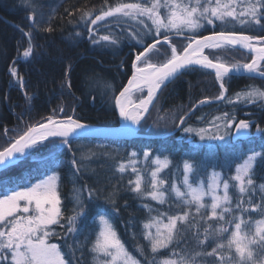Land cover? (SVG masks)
<instances>
[{"label":"snow or ice","instance_id":"obj_1","mask_svg":"<svg viewBox=\"0 0 264 264\" xmlns=\"http://www.w3.org/2000/svg\"><path fill=\"white\" fill-rule=\"evenodd\" d=\"M25 6L32 10L33 15L29 17L33 19L31 29L51 32V27H43L44 21L42 17L36 16V8L32 0H25ZM167 9V13L162 14L160 9ZM85 16L90 18L89 13ZM107 17H124L137 21L138 24H144L147 32L144 36L150 35L154 28L155 35L159 36L163 30L165 33L175 31L182 33L188 31L195 32L204 27L205 23L214 25L215 21L221 23L238 22L240 25H258L261 31H264V0H188L187 3H179L177 0H138V2L120 3L107 10H101L95 19H90L91 24L95 25L98 21H104ZM145 17L151 21V26L145 21L140 20ZM230 18V20H228ZM21 31H24L21 29ZM89 39L94 45L112 46L119 43V37L112 35H101L95 38V31L89 29ZM29 40L28 47L23 51V58L28 59L33 56L34 46L31 43L32 30L24 33ZM79 36V33H76ZM144 36L133 35L132 38L136 42L142 43ZM256 41V44H253ZM164 42L169 43V37L164 35ZM156 40L153 43L144 45L143 51L138 52L133 61V75L128 80V84L116 96L115 105L119 110V117L125 123L121 125V129L125 132H132L130 125H141L149 113L150 107L154 106L156 94L166 86V82H171L181 74V69H185L190 65H199L204 69H211L215 72L216 79L220 82L221 94L217 99L223 100L225 88V78L232 73H240L241 71L249 74H259L264 77V35H245L232 31H219L212 35L203 36L196 39L189 38L187 47L182 52H178L175 46L171 47V56L165 62L157 65L152 63L149 53L154 50L159 52ZM239 45L244 49H248L255 53L248 63H232L222 62L219 57L210 59L208 55H204V49H222L227 47H235ZM15 63V62H14ZM143 65V66H141ZM13 77L23 86V78L19 76L16 69H10ZM97 81V84H100ZM148 85L147 95L139 98L138 102L129 99V94L134 91H143V85ZM111 88V85H106ZM26 98L30 101L32 97L25 93ZM94 98V97H93ZM259 99L264 101V91L259 89H251L243 93H237L235 100L229 99L228 103L246 101L255 103ZM206 100L200 103H206ZM63 112V109H60ZM215 120H222L223 124H213L216 128L215 132L207 128L184 127L183 131L199 137L200 141H225L227 132H221V127L225 130L235 127L239 134H246L253 124L244 119L237 121L235 115L225 112L222 117H216ZM130 122V125H129ZM179 123L184 124V119L180 118ZM256 131L261 133L264 138V128L255 126ZM90 125L83 124L77 119L68 116L64 120H57L48 117L45 122L38 123L27 128L23 134L0 151V165L7 167L9 163H14L13 156L17 153L24 155L25 149H30L38 145H43L45 141H50L52 137H59L58 143H55L56 151L62 152L67 148L72 152L73 158L70 161L71 167L74 169V175L79 179L82 175L81 168L84 167L82 162L75 159V152L72 150V144L84 137L93 134ZM211 148L212 145H209ZM96 153H89L82 159L90 160ZM103 155H108L105 152ZM142 156L148 161L153 154L150 151H144ZM138 153L133 151L129 154L128 163H119L116 171L124 173L126 168H130L136 173L135 180H129V184L133 185L129 190L136 193L140 198H150L158 204H164L171 195L180 202L183 208L182 214L168 215V222L163 224L160 217L164 213H158V216L151 217V224L146 223L145 228L156 227V234L150 232L145 235V239L149 240L151 251L156 253L161 248H167L183 229H177V222L181 224L188 223L190 227L200 225L204 222L203 232L204 239H200L198 232L193 234L196 240V246L199 248L204 245L211 237L218 238L216 247L211 251L201 250L195 253L196 256L205 254L213 256L217 253V249L230 250L235 248V254L239 257L235 264H255L253 261V251L250 245L256 244L255 237L264 242V219L255 221V237L250 236V232L246 228H250L249 221L251 217L245 219V214L249 212H259L264 215V203H254V196L257 191L254 179L255 168L257 164H264V152L251 150L250 154H241L236 161L234 174L222 175L220 172H207V168H215L212 165L198 160L196 156L189 155L182 160V180L183 189L174 181L169 182L167 178H161L159 173L169 168L172 161L165 156L161 159L159 156L151 159V163L156 167L150 173V191L142 190L143 177L136 167ZM58 165H62L63 161H57ZM206 176L207 183L201 179ZM59 176L57 170L53 169L51 175H46L39 182L29 183L21 188H6L3 198L0 199V264H71V261L65 258L62 247L58 243L50 242L52 239H65L57 237L53 225L65 228L69 234L79 236L78 221L81 217L89 215V209L95 208L94 218L97 225L92 231L84 237L85 241L91 245L90 248L85 245L87 251L93 254L94 264H138L132 256L129 255L121 239L118 237L110 218L108 216V207L111 206L112 211H118L115 207L116 200L113 194L100 188L89 186L87 183L73 189L74 200L72 215L65 216L61 205L62 200L58 191ZM168 184V187L164 186ZM230 189H234V196ZM258 189L264 193V184H260ZM118 191V189H117ZM10 193V194H8ZM210 198V203L205 201V197ZM103 197V205L99 203ZM264 201V195L260 197ZM23 202V203H21ZM145 208L149 213L153 211L150 205L145 204ZM158 211V210H157ZM190 217L195 221V225L190 221ZM65 221V223H61ZM208 221H215V225L208 224ZM98 227V231H97ZM233 230L230 232L229 229ZM95 237L93 240L92 237ZM73 247V246H69ZM264 248V245H261ZM75 253L73 252V255ZM261 254H264L262 252ZM83 255V253H82ZM218 259L223 260V256ZM162 264H195L194 257L189 259H165Z\"/></svg>","mask_w":264,"mask_h":264},{"label":"trees","instance_id":"obj_2","mask_svg":"<svg viewBox=\"0 0 264 264\" xmlns=\"http://www.w3.org/2000/svg\"><path fill=\"white\" fill-rule=\"evenodd\" d=\"M32 2L38 6L36 16L42 17L43 27H51V32L40 30L39 27L31 29L33 19L29 17L33 13L25 6V0H0V143L2 136L6 137L7 133H23L28 127L45 122L55 113L59 116L60 114L66 117L74 116L86 125L118 126L119 118L115 113L114 98L132 76L135 54L141 51V47L133 41L132 35L139 32V35L144 36L147 30L145 31L144 26L137 21L125 18H123L125 21H121L117 17H111L104 21L105 24L99 23L97 30L103 31V35L119 37V43L105 47L99 44L94 45L89 39L90 33L82 25L83 20L89 18L84 15L85 13H89L90 18H95L101 10H107L120 3L138 2V0H32ZM120 24L123 25L119 26ZM30 30H32L31 43L34 46L33 56L26 62H20L18 58L22 56L29 43L24 33ZM219 31L221 30H215L212 33L203 32L199 37ZM76 33H84V36H77ZM254 35H264V31ZM152 37L151 34L146 35L143 41L147 44L153 43L155 40ZM13 67L23 78L25 93L32 97L30 101L26 96L22 97L20 89L14 88V80L9 73ZM97 81L101 83L97 84ZM106 85H111V88ZM216 86L213 73L191 68L164 87L156 101L161 113L165 114L181 108V114H183L204 99L213 100L219 91ZM225 87L227 94L224 100L213 101L201 107L196 106V110L182 129L165 138L164 135L173 133L176 129L157 128L149 134L155 135L153 137L145 135L124 142L104 143L91 139L75 141L72 144V150L76 154L75 159L87 165L81 168L82 175L79 179L74 175V169L70 164L73 158L72 152H69L67 148L58 153L55 147L53 148V143L42 147L36 146L31 151L30 159L0 172V199L3 198L6 188L22 190V186L27 185L29 181L39 182L56 169L64 215L73 214L74 186L78 188L87 183L89 186L113 194L118 211H112L111 206L104 205V207H108V216L116 227L125 248L139 258L135 251L132 252L134 243L128 230L131 225H139L143 215V199L129 193L124 177L113 169L114 164L120 162L130 151L141 153L150 151L154 156H167L172 159L174 165H180L189 155H194L198 160L206 163H209V159L216 157L220 167L226 163L234 165L238 156L250 154L251 150L264 152V138L255 127L258 125L264 128V101L257 99L255 103L246 101L228 103L229 99L235 100L237 93L253 88L264 91V79L228 77ZM61 108L63 112L60 111ZM225 112L235 115L237 121L247 118L253 124L251 140L246 141L245 144L242 143L237 153L231 151V148L223 147L217 148V151H211L206 149L203 143L199 146L187 141L189 137L183 133L184 127L193 125L202 128L214 115H223ZM144 124L143 122L141 127ZM193 139L197 141L195 137ZM94 144H102L106 149H120L123 152L120 153V157H115L111 153L112 150L104 151L108 153L106 156L103 155L104 152L101 153L100 150H104L102 148L95 151L96 155L92 159H82V151ZM57 161H63L62 165H58ZM255 169L256 172L258 171V177L264 178V164L258 163ZM99 203L103 205V197ZM94 212V207L89 209V215L81 217L77 222L79 236L74 237L73 234H69L66 231V225L65 228L56 225L53 227L57 237L67 238V244L65 239H52L51 242L58 243L62 247L65 258L71 261V264H90L86 256L88 255L85 247L87 243H84V237L96 226ZM196 229L197 226L194 227L193 233ZM200 229L199 237L203 235V226ZM193 233L179 236L170 248L162 252V255L182 257L184 255L186 259H193L201 247L197 248Z\"/></svg>","mask_w":264,"mask_h":264},{"label":"rangeland","instance_id":"obj_3","mask_svg":"<svg viewBox=\"0 0 264 264\" xmlns=\"http://www.w3.org/2000/svg\"><path fill=\"white\" fill-rule=\"evenodd\" d=\"M163 2V0H162ZM177 2L179 3H187L188 0H177ZM224 2H226V0H224ZM162 14L167 13V9L165 8H161L160 9ZM111 17H107L104 21L110 19ZM124 17H117V19H120L121 21H125L128 20V18L123 19ZM143 21H147V24L151 26V21L147 20L145 17H140ZM139 18V19H140ZM90 19H95V18H86V20H83V25L85 28V30L87 32H89V29H93L95 31V38H99V36L103 35V31H98V24L99 23H103L105 24L104 21H98L95 25L91 24ZM130 20V19H129ZM228 20H230V18H228ZM134 21V20H132ZM136 22V21H135ZM90 23V24H89ZM125 23V22H123ZM123 24H120L119 26H122ZM126 25V24H125ZM142 26H144V24H140ZM97 26V27H96ZM145 31L147 30L145 27L143 28ZM226 29V30H225ZM215 30H221V31H232V32H237V33H243L245 35H254V33H260L261 29L258 25H252L251 27L247 26V25H240L238 22H229V23H221L220 21H215L214 25H208L205 23L204 27L198 29L195 34L190 33L188 31H183L182 33H177L175 31H169L167 33H165L163 30L161 31L160 35L163 36H156L155 35V30L153 28L152 33H151V37L156 41L159 40L160 43L157 44V49H159L160 51L157 52L156 50H154L152 53H149V57L152 63H155L157 65L163 63L166 61V59L170 58L171 56V47L175 46L178 50V52H182L183 48H185L187 46V44L189 43V38L193 37L197 38L199 37L200 34H202L203 32H213ZM211 33H207L208 35ZM81 36H84V33H80ZM136 35V34H135ZM164 35H167L169 37V43H163L162 41H164ZM133 36V35H132ZM134 42H136V39H133ZM154 41V42H155ZM137 43V42H136ZM138 44V43H137ZM147 44L145 43V41H143L142 43H139L138 46L141 47V51H143L144 45ZM140 52V51H139ZM138 53L136 52L135 57ZM205 55H208L210 59H214L216 57H219V59L227 64H232V63H236V62H240V63H248L251 62V58L252 55H250L249 53H246L241 50L238 49H234L231 47H227V48H222V49H206L204 51ZM21 62H26L27 59L23 58V55L18 59ZM135 60V58H134ZM143 66V65H141ZM16 69V68H15ZM201 69V68H198ZM204 70V69H202ZM185 72V71H184ZM211 72V71H209ZM213 73V72H211ZM11 74V73H10ZM214 78H215V83H216V87H218L219 91L218 93L215 95L213 100L210 99H204L207 102L206 103H198V105H195L193 108L188 109L189 112H185L183 114H181V108L178 109H174L173 112L169 111L166 112L164 114L161 113V109L158 106L157 101L155 100L154 106L152 107L151 111L149 112L148 116L145 118V120L143 121L145 124L143 126L145 127H139V130L137 133H139L140 135H142L141 137H144L145 135H147V137H153L155 135H149L153 129H157V128H165V127H172L175 131L172 133H168L167 135H164V138L170 134H174L175 132H177V130L182 129L183 125L186 124V122L188 121V119H190L191 115L193 114V112L196 110V106L197 107H201L202 105H209L211 104L213 101H220V99H217V97L221 94V89H220V82L216 79L215 77V72L213 73ZM12 76V75H11ZM180 76V75H179ZM177 76V77H179ZM176 77V78H177ZM230 77H236V76H230ZM240 77H247V76H240ZM251 77V76H250ZM13 82H14V88L15 89H20L21 93H22V97H25V89H24V83L23 86H21V84L18 82V79L13 77ZM228 77L225 78V82L227 80ZM255 78H257L255 76ZM130 79V78H129ZM175 80V78H174ZM173 80V81H174ZM172 81V82H173ZM208 81H210L208 79ZM128 83V82H127ZM126 86V85H125ZM13 87V86H12ZM166 87V86H165ZM226 88V87H225ZM227 89V88H226ZM257 89V88H255ZM261 90V89H259ZM262 91V90H261ZM243 93V92H242ZM227 91L224 93V96H226ZM147 92L145 90L138 91L136 93L133 94L135 101L134 102H138L139 98L146 96ZM158 99V98H157ZM224 100V99H223ZM115 102V101H114ZM113 102V103H114ZM248 103H246L247 105ZM250 105V104H249ZM114 108H115V103H114ZM117 114V113H116ZM62 114H53L51 115L54 119L57 120H63L66 119V116H61ZM222 114H217L216 116L214 115L212 118H210L209 121H207L204 126L202 128H207L210 129V131L215 132L216 128L213 124V121H215V124H223L222 120H215L216 117H222ZM119 118V117H118ZM180 118L184 119V124L181 125L179 123ZM244 120H247V118H243ZM189 127L192 128H201L199 126H193L190 125ZM26 131V130H24ZM148 132V134H147ZM221 132H227L228 135L225 136V141H200L199 137H196L194 135H190L186 132L183 131L184 134H187V136L189 137L187 141H190L191 144H196V145H202L204 147H206V149L208 148V150L211 151H217V148H231V151H235L237 153V149L241 147L242 143L245 144L246 141L251 140V132H253L252 128H250L248 130V132L246 134H239L236 132L235 127L231 128V129H227L225 130L223 127H221ZM23 133H18V134H12V133H7L6 137L2 136V140L0 143V151H2L5 147L10 146L9 144H11L12 142H14V140L16 138L19 137V135H21ZM196 138L197 141H195L193 138ZM137 139V138H136ZM60 140L59 137L52 139L50 141H53L55 143H58ZM192 140V141H191ZM55 143H53V148L55 147ZM105 143V142H104ZM115 143V142H114ZM52 143H50L49 141H46L43 143V145H38L40 147L44 146V145H51ZM209 145H212V147L210 148ZM37 146V147H38ZM233 147V148H232ZM104 149V150H100L101 153L104 151H110L112 150V154L116 157H120V153H122L123 151L120 149L117 150H113L111 149H106L105 145L102 144H94V146L92 145V147H89L88 149H85L82 151V156H85L89 153H95L96 150L98 149ZM35 148L33 147L32 150H30L27 153H24V155H19V157H22L21 160L16 163L15 165H20L21 163H24L26 160L30 159L32 156V152ZM133 152L130 151L127 153L126 156H124V158L122 160H120V162H116L114 164V170H116V168L118 167L119 163L123 162L125 164L128 163L129 160V154ZM137 152V151H135ZM105 153V152H104ZM138 153V163L136 164L137 169L139 170L140 174L143 177V183H142V190L143 191H150V186H149V182H150V173L152 170L155 169V165L151 163V159L155 158L156 156H152L148 161H145L142 153L141 152H137ZM31 155V156H30ZM112 155V156H113ZM123 156V155H122ZM160 157V156H159ZM239 157V156H238ZM34 158V157H32ZM161 159H163L164 157H160ZM169 158V157H168ZM171 161L172 159L169 158ZM217 158L214 157V159H209V163L212 165H216L215 168L209 167L207 168V172L211 173L212 171H216V172H220L222 175H231L234 174L235 171V164L234 165H229L228 163H226L223 167H220L218 164V161L216 160ZM237 159V158H236ZM235 159V161H236ZM119 160V159H117ZM207 161V160H206ZM86 163L84 162L83 165H85ZM227 165V166H226ZM257 168V166H256ZM120 176L124 177L126 184L128 189H130L133 185L129 184V180H135L136 178V173H133L131 171L130 168H126L124 173H120ZM159 176L161 178H167V180L169 182H175L178 186L181 187V189H183V185L181 184V180H182V163L180 165H174L173 161L172 163L169 165V168L165 169L164 171H162L161 173H159ZM201 179L205 180V183H207V178L206 176H202ZM254 179H255V186L257 187V191L256 194L254 196V203L256 204H261L264 203V201H261L260 197L262 195H264V193H261L258 189V186L260 184H264V178L260 179L258 177V171L256 172L255 169V174H254ZM2 181V180H1ZM3 182V181H2ZM58 185H59V181H58ZM165 188L168 187V184H166L164 186ZM230 192L235 196V190L234 189H230ZM129 193H132L134 195V197H139L136 193H133L129 190ZM2 199V198H1ZM142 199V198H140ZM205 201L210 203V198L209 197H205ZM23 203V202H21ZM143 203V208H142V218L140 219L139 225L138 226H129V230H128V234L131 235L130 237L132 238V241L134 243V250L135 254H137L139 256V258H137V256H134L133 254L129 253L130 256H132L136 261H138V264H162V261L165 259H173V260H180V259H186L185 256H168V255H162V252L167 250L168 248H170V245H172L175 241L178 240L179 236H182V234L188 233V234H192L193 233V229L195 226L190 227L188 223L185 224H181L180 222H177V229H183V231H181L177 236L174 237L173 241L171 242V244H169V246L167 248H161L159 249L156 253H153L151 251V245L149 240L145 239V235L147 233H151L152 235L156 234V227L153 226L151 228H145L144 225L146 223H153L151 217H156L158 216V213H164L165 215L160 217L162 224H161V228L163 230V224H166L168 222V215H175V214H182L183 208L180 205V202L177 201L175 199L174 195H171L168 199V201L164 204H158L156 201L151 200L150 198H145L142 201ZM145 204H148L151 206V208L153 209V211L151 213H149L148 209L144 207ZM158 210V211H157ZM248 217H251V220L249 221L251 227L250 228H246V230H248L250 232V236L255 237V221L259 220V219H264V215H261V213L259 212V210L257 212H249L245 214V219H248ZM190 221L192 222L193 225H195V221L192 220V218L190 217ZM110 222L112 223L114 229L116 230V227L114 226L113 222L110 219ZM208 224H213L215 225V221H208ZM97 225V223H96ZM204 227V222L201 221L200 225H197V229L195 230V233L199 232L200 233V227ZM52 227H55V225H53ZM233 229L230 228L229 231L231 232ZM97 231H98V227H97ZM91 231H89L90 233ZM117 232V230H116ZM88 233V234H89ZM202 234L200 239H204V232L202 230ZM118 237L119 234L117 232ZM93 240L95 239V237H92ZM217 239L215 237H211L209 238V240H207L205 242L204 245H201L200 250H206V251H211L213 247H216V243H217ZM255 239L257 240L256 244H252L250 245L251 250L253 251V261L255 262V264H264V254H261L262 252H264V248H261V245H264V242L259 240V237H255ZM196 241V240H195ZM51 242V241H50ZM122 242V241H121ZM84 243H87V241L84 240ZM87 247L90 248L91 245L87 243ZM87 250V249H86ZM88 255L87 256V260H89L90 264H94L93 262V254H90L87 251ZM134 253V252H133ZM223 256V260L218 259L219 256ZM192 260V259H191ZM194 260H195V264H235V261L239 260V257L235 254V248L233 246L232 249H228L227 247L225 249H217V253L214 254L213 256H207L205 254L199 255V256H194Z\"/></svg>","mask_w":264,"mask_h":264},{"label":"water","instance_id":"obj_4","mask_svg":"<svg viewBox=\"0 0 264 264\" xmlns=\"http://www.w3.org/2000/svg\"><path fill=\"white\" fill-rule=\"evenodd\" d=\"M209 35H211V34H209ZM204 36H208V35H204ZM203 36H201V37H199V38H202ZM199 38H196V39H199ZM163 43H164V41H162ZM253 44L255 45L256 44V41H253ZM187 47V46H186ZM231 48H233V47H231ZM234 49H238V50H241V51H243V53L244 52H246V53H249L250 55H252V56H254L255 55V53H252L251 51H249L248 49H244V48H242V47H240L239 45H236L235 47H234ZM204 54V53H203ZM205 55V54H204ZM189 68H201V69H204V68H202V67H200L199 65H190V66H187L185 69H181L180 71H181V73H183L185 70H187V69H189ZM205 70H209V71H212L213 73H214V70H211V69H205ZM133 72H134V69H133ZM133 75V74H132ZM180 75V74H179ZM178 75V76H179ZM230 76H251V77H258V78H262V79H264V77H261L258 73L257 74H249V73H247V72H243V71H241L240 73H232V74H230ZM132 77V76H131ZM131 77H130V79H131ZM177 77V76H176ZM174 79H172V81H173ZM171 81V82H172ZM171 82H166V86L168 85V84H170ZM128 84V83H127ZM127 84H126V86H127ZM125 86V87H126ZM147 88H148V85H143V90H145L146 92H147ZM162 89H164V87L162 88ZM162 89L156 94V99L155 100H157V98H158V96H159V94H160V92L162 91ZM123 90V89H122ZM136 92H138V90H134V91H132L130 94H129V96H131V95H133L134 93H136ZM119 95V94H118ZM155 100H154V102L153 103H155ZM115 103V102H114ZM151 109H152V107H150V109H149V112L151 111ZM115 113H117V116L119 117V110L116 108V105H115ZM149 114V113H148ZM148 114L146 115V117L148 116ZM145 117V118H146ZM145 120V119H144ZM143 120V121H144ZM142 121V122H143ZM142 122H141V124H142ZM125 122L124 121H122L121 119H120V117H119V125L117 126V127H114V128H109V127H100V126H92V125H90L91 127H92V129L94 130L93 131V134L92 135H90V136H87V137H84V138H82V139H91V140H99V141H105V142H124V141H129V140H134V139H136V138H138V137H141L142 135H140L139 133H137L138 132V130H139V127H140V125L139 126H136V125H130V122H129V125H130V127L133 129V131L132 132H125V131H123L122 129H121V125H123ZM55 138H57V137H52V138H50V140H52V139H55ZM46 142V141H45ZM36 147V146H35ZM33 148H30V149H25V153H27V152H29L30 150H32ZM19 153H17V154H15L14 156H13V158H12V160L14 161V163H9L8 165H7V167H5V166H2V165H0V172H2V171H4V170H6V169H8L9 167H12V166H15V164L16 163H18L20 160H21V158L22 157H19Z\"/></svg>","mask_w":264,"mask_h":264},{"label":"bare ground","instance_id":"obj_5","mask_svg":"<svg viewBox=\"0 0 264 264\" xmlns=\"http://www.w3.org/2000/svg\"><path fill=\"white\" fill-rule=\"evenodd\" d=\"M207 49V48H206ZM204 51H205V49H204ZM10 73V72H9ZM129 99L131 100V101H135V99H134V96L133 95H131V96H129ZM73 119H75L74 118V116H71ZM67 118V117H66ZM64 120V119H63Z\"/></svg>","mask_w":264,"mask_h":264}]
</instances>
